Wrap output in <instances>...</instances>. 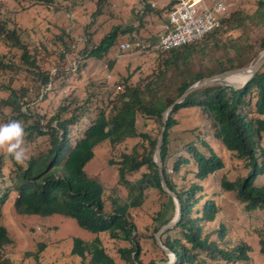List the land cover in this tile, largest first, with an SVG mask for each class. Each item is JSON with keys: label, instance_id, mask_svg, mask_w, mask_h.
I'll return each instance as SVG.
<instances>
[{"label": "trees", "instance_id": "trees-1", "mask_svg": "<svg viewBox=\"0 0 264 264\" xmlns=\"http://www.w3.org/2000/svg\"><path fill=\"white\" fill-rule=\"evenodd\" d=\"M108 1L96 3L97 9L81 41L84 42L82 51L76 50L73 35L65 31L67 47L64 46L69 54L61 50L50 53L46 49L48 56L43 64L40 63L43 46L31 48L21 38L20 29L2 27L0 70L7 71L10 83L4 88L8 96L0 100V117L5 123L11 121L12 118H5V110L9 109L10 114L18 115L16 119L23 126L28 124L24 126L27 139L42 138L48 147L23 165L11 161L9 170H4L5 161L0 157V264H15L3 250L11 239L1 224L2 207L12 192L19 215H61L75 220L80 228L95 236L92 241L74 239L71 255L79 264H117L115 256L104 247L101 235L123 244L116 252L122 264L169 262V256L156 243V234L176 213L174 199L163 190L159 168L154 162L164 125L163 114L201 79L246 68L264 51V0H258L253 14L240 13L231 21L229 17L224 18L219 28L198 41L169 51L151 52L155 59L146 70L137 68L135 73L119 76L112 83L109 72L113 62H110L106 78L87 79V73L82 74L85 65L81 59L105 61L118 46L119 36L132 32V28L114 27L98 43L93 42L91 27ZM152 4L143 9V15L155 12L168 25L176 2L162 0L160 4ZM2 41L6 46L11 43L9 49L19 51L20 55L16 57L11 51L3 50ZM136 42L142 41L132 37L128 44ZM66 61L72 67L65 66ZM49 65L56 71L52 76ZM23 70L39 81L36 90L28 86L11 88ZM64 75L72 82L68 89L76 86L78 93L68 103L56 107L42 125L46 118H33V109L28 105L40 97L39 89L41 92L43 86L57 85ZM88 85L97 91H86L84 98L79 96ZM105 95L109 98L105 99ZM42 98L48 100L46 94ZM93 115L94 119L90 120ZM188 116L200 117L201 125L187 120ZM84 123L87 126L82 130ZM127 140L133 146L121 156L118 178L119 184L128 190L129 198L122 205L113 200L108 209L102 184L96 178H89L85 167L94 158L98 145L108 141L115 146ZM218 147L222 148V154L228 153L244 162V168L248 169L235 181L224 176L220 180L222 191L234 194L244 216L257 218L264 214V184L258 182L264 176V66L245 86L208 85L175 106L167 120L161 150L165 182L181 203L180 221L161 237L163 246L176 256L175 264H248L253 258L254 264H264V230L244 232L246 237L259 238L257 246L252 245L253 240L241 242L238 236L233 241L230 225L218 218L219 202L210 200L204 189L206 181L226 168ZM150 193H156L159 199L152 214L146 210ZM132 209L145 210L154 225L141 229L134 223ZM144 239L153 240L154 254H160L159 260L145 261ZM43 249L40 245L39 251ZM32 256L38 260L37 254Z\"/></svg>", "mask_w": 264, "mask_h": 264}, {"label": "rangeland", "instance_id": "rangeland-1", "mask_svg": "<svg viewBox=\"0 0 264 264\" xmlns=\"http://www.w3.org/2000/svg\"><path fill=\"white\" fill-rule=\"evenodd\" d=\"M161 1L162 0H109L108 3L103 6L101 15L97 16L95 19L94 25L92 27L90 26L93 34V42L98 43L105 35L112 31L114 27H122L123 29L132 28V32L119 36L118 46L112 50L110 58L108 56L105 61L99 62L91 59L88 60L87 58L81 59V63L85 65V71H82V74L84 75L87 73L89 76L87 79L106 78L108 74L107 65L113 62L112 71L109 72L111 73L110 78L113 83L117 81L119 76L126 77L128 74L135 73L134 70L137 68H144L143 70L148 69L151 62L155 59L153 53H129L131 51H121L120 45L122 43H128L132 37L146 42V40H149L151 34L157 35L160 30V22L163 20L160 19L155 12L143 15V13H145L143 9L149 7L152 3L160 4ZM165 1L167 2V0ZM205 1L212 7L217 0ZM97 2L98 0H44L40 2L34 0H0V35L3 30L2 27L8 30L13 28L20 29V35L24 43L32 45L31 48L39 45L44 47L42 50V57L40 58L41 64L44 63L48 56L47 50L50 53L53 51L57 53L60 50L68 53L66 52L67 48H65V46L67 47V43L63 34L65 31L73 35L76 50H78V52L82 51L84 42L81 41L89 26V22L93 19L92 16L97 9ZM227 6L230 18L229 21H231L240 13L253 14L258 7V0H228ZM69 14H73V17H71V15L69 16ZM136 28L139 29V31L136 30ZM257 35L259 37L262 36L261 32L258 31ZM73 44L74 43H72V45ZM2 45L5 46L3 50L11 51L16 57L20 55L19 51L9 49L12 46L11 43L6 46L2 41ZM53 56L54 55L50 58L51 63L54 60ZM70 62L73 64V59H70ZM65 66L69 68L70 66L72 67L67 61ZM49 68L50 76L54 75L56 71L52 69L50 65ZM61 79L62 80L58 83L56 82L57 85L55 86L51 84L47 87L43 86L41 92L39 89L40 97L28 105V107L33 109L31 112L33 118L37 116H44L46 118V120L42 121V125L46 123L56 107L68 103V100L74 97L75 92L78 93L76 86H74L73 89H68L69 85L72 86V82L68 81L66 75ZM74 80L76 81L77 79L75 78ZM9 83L10 75H8L7 71L4 73V71L0 70V100L8 96V91L5 92L4 88ZM38 85L39 81H34L30 72L23 70L18 74L17 81L11 84V88L28 86L36 90L39 87ZM52 89L53 92H51ZM86 91L96 92L97 89L94 88L91 90L89 85L85 86L79 96L84 98L83 95ZM45 94L48 97L46 101L42 98ZM104 98H109V95H105ZM25 109L26 106L23 107V110ZM8 110L9 109L5 110L7 112L5 118L18 120L16 119L18 115L10 114ZM93 119L94 115L90 117V120ZM187 120H193L194 123L198 124L202 123L200 117H193L192 119V117L188 116ZM0 124H5L4 118L0 117ZM86 124L87 123L82 124V130L87 126ZM26 125L28 124L24 126ZM81 134H78V136ZM132 146L130 140L115 146L105 141L94 149V158L85 167L86 175L89 178H96L102 184L105 192L104 200L108 209L111 208L110 204L113 200H116L117 204L122 205L129 198L128 190L119 184L118 163L122 154L130 152ZM47 147L48 145H46L42 138H33L29 140L25 136L24 148L27 155L26 161L30 160L32 157H37L39 151L44 152ZM221 149V147H218L217 151L221 154V157L224 158L227 164L226 168L206 181L204 183V189L207 192L206 194L210 196V200L219 202L221 210L219 211L218 218L224 219L225 223L230 225L231 239L235 241L236 236H238L241 242L253 240L251 242L252 245L257 246L259 238L256 240L251 237H246L244 232L245 230L253 231L254 229L264 230V214L257 215V218L251 215L244 216L243 209L236 200L234 194L224 193L220 187V180L224 176L230 181H235L240 176L245 175L248 169L244 168V162L238 161L230 154L228 155V153L222 154ZM0 157H3L5 161L4 170H9L12 167L11 161L14 160L10 157L5 159V155L2 151H0ZM168 173L171 174L170 169ZM136 178H138V176H136ZM258 182L264 184V176L261 177ZM155 194L156 193H150L147 198L148 208L146 210H149L150 214L156 211V206L159 204V199ZM14 198L15 193L12 192L9 195L7 203L2 207L3 218L1 224L7 230L8 236L11 239V243L3 249L6 256L11 258L15 264H79L78 259L71 255L74 239L92 241L95 236L80 228L75 220L61 215H53L50 217L19 215L14 208ZM130 213H132L134 223L141 229L154 225L150 221L147 212L145 213V210L132 209ZM217 226H219V224ZM149 236L151 235L149 234L148 237ZM100 238L103 240L106 250L115 256L117 264H122L116 252L123 244L118 241L114 242L110 240L107 235H101ZM152 241L153 240L144 239L142 243L143 249L147 251L146 262H148L149 259L159 260L160 258V254L158 256L154 254L156 248ZM40 245L44 246L42 252L39 251ZM35 254L38 255L37 261L32 258V255ZM254 259L255 258L248 264H254Z\"/></svg>", "mask_w": 264, "mask_h": 264}, {"label": "built area", "instance_id": "built-area-1", "mask_svg": "<svg viewBox=\"0 0 264 264\" xmlns=\"http://www.w3.org/2000/svg\"><path fill=\"white\" fill-rule=\"evenodd\" d=\"M175 1L164 32L153 42L122 43L121 51L151 53L169 51L176 47L200 40L207 33L219 28L224 18L229 17L228 0H217L214 6L205 0ZM155 4H152L154 6Z\"/></svg>", "mask_w": 264, "mask_h": 264}, {"label": "water", "instance_id": "water-1", "mask_svg": "<svg viewBox=\"0 0 264 264\" xmlns=\"http://www.w3.org/2000/svg\"><path fill=\"white\" fill-rule=\"evenodd\" d=\"M264 66V51L261 53L260 57L258 58V60L246 67V68H242V69H238V70H232V71H227L225 73L219 74V75H215L213 77H209V78H204L201 79L200 81H198L197 83H195L194 85H192L191 87H189L185 93L178 99L176 100L169 108L168 110L163 114V128L162 131L160 133V136L158 138L157 141V145H156V149L154 152V162L157 164L158 168H159V175H160V179H161V184H162V188L163 190L168 193L173 199L174 202L176 204V213L174 218L171 220V222H169L167 225L163 226L159 232L156 234V243L159 247H161L164 252L169 256L170 261L169 262H159L158 264H175L176 263V256L171 253L168 249H166L162 242H161V237L162 235L167 232L170 229H173L178 222L181 219V203L178 200L177 196L175 193L171 192L168 187L167 184L165 182L164 179V173H163V165H162V160H161V150H162V146H163V142H164V134L165 131L167 129V120L169 117L170 112L173 110V108L179 104H181L182 102L185 101V99L192 94L193 92H195L196 90L203 88L205 86L208 85H212V84H216V83H220L222 85H227V86H233L227 83V81L232 78L233 76H235L236 74H245L246 72L250 73V78L244 82L243 86H245L252 78L253 76H255V74H257L260 69Z\"/></svg>", "mask_w": 264, "mask_h": 264}, {"label": "clouds", "instance_id": "clouds-1", "mask_svg": "<svg viewBox=\"0 0 264 264\" xmlns=\"http://www.w3.org/2000/svg\"><path fill=\"white\" fill-rule=\"evenodd\" d=\"M135 53L139 54L138 52ZM25 136V128L19 120L0 124V151L4 153L5 159L10 157L19 165L25 163L27 159L24 148Z\"/></svg>", "mask_w": 264, "mask_h": 264}, {"label": "bare ground", "instance_id": "bare-ground-1", "mask_svg": "<svg viewBox=\"0 0 264 264\" xmlns=\"http://www.w3.org/2000/svg\"><path fill=\"white\" fill-rule=\"evenodd\" d=\"M250 78V73L246 72L245 74H236L232 78H230L227 83L233 86H241Z\"/></svg>", "mask_w": 264, "mask_h": 264}, {"label": "crops", "instance_id": "crops-1", "mask_svg": "<svg viewBox=\"0 0 264 264\" xmlns=\"http://www.w3.org/2000/svg\"><path fill=\"white\" fill-rule=\"evenodd\" d=\"M161 23V25H160V30H159V32L157 33V35L155 36V35H153V34H151V36L149 37V39H151V40H156L161 34H162V32H164V30H165V27H166V24H167V22H165L164 20L162 21V22H160Z\"/></svg>", "mask_w": 264, "mask_h": 264}]
</instances>
